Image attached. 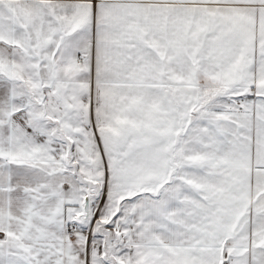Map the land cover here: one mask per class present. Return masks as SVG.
Returning a JSON list of instances; mask_svg holds the SVG:
<instances>
[{"label":"snow or ice","instance_id":"obj_1","mask_svg":"<svg viewBox=\"0 0 264 264\" xmlns=\"http://www.w3.org/2000/svg\"><path fill=\"white\" fill-rule=\"evenodd\" d=\"M0 264H264V0H0Z\"/></svg>","mask_w":264,"mask_h":264}]
</instances>
